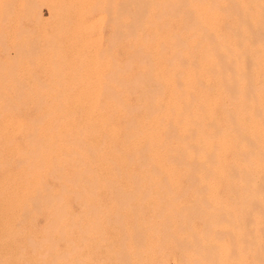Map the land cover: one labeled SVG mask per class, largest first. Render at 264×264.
Masks as SVG:
<instances>
[{
    "label": "rangeland",
    "instance_id": "1",
    "mask_svg": "<svg viewBox=\"0 0 264 264\" xmlns=\"http://www.w3.org/2000/svg\"><path fill=\"white\" fill-rule=\"evenodd\" d=\"M11 1L6 2L8 6L11 5L4 10V14H1L3 17L0 15V61L3 66L0 70V94L2 91L4 96V99L0 98V100L7 101L8 108L11 106V110L7 108L6 113L25 119L26 122L32 119L35 121L36 118H40L39 121L43 122L46 120L45 117L43 120L40 117L44 109L43 103L47 105L48 101H61L67 107L63 109L62 105L61 109L68 110L71 106L75 108L77 101L83 98L80 95V84L83 83L85 73L80 63L83 57L80 46L85 39H80L79 33L75 34L78 21L74 15L68 20L67 18L61 20L56 14L51 15L50 3L56 4L60 0H31L30 7L29 5L23 7L22 3L19 4V0L18 2L13 0L14 3ZM189 1L194 0L187 2ZM159 2L157 0L153 5L147 6V15L150 11V15L154 13L147 18L156 17L158 10L156 4L159 5ZM169 6H161L162 8L159 9L161 15L158 14L161 20L158 18L157 20L165 22L172 20L173 17L175 21L179 19L178 24L173 21L175 26L172 24L173 26L170 27V23H173L171 20L170 23L168 21L164 23L166 25L164 26L166 29L170 27L171 30L173 27L172 31L182 33L181 37L185 35L184 43L190 44L189 47L182 45L186 48L182 49L184 51H181V58L176 59L180 66L178 83H176L177 178L175 188L172 186L173 189L170 187L172 183L167 181L171 196L166 191L163 197L169 194L170 198L167 196L165 199L170 202L164 199L166 204L163 201L160 203L161 206L165 205V209L163 206L160 210L152 209L149 199L157 195L152 187L150 188L154 196L150 192L148 197L140 199L139 194L134 191L132 194L137 196L128 197L130 202L136 201L141 207L143 203L147 206L149 202V208L144 205V208L139 207L141 209L134 208V210H129L126 206L121 210L119 208L121 206L118 207L117 197L116 199L112 197L111 192L107 190L106 195L103 190L101 191L103 194L59 193L60 195L57 194L58 192L25 194L11 190L0 191V264H239L241 253L238 251L245 245L244 242L243 245L240 242L243 238L240 236L241 233L245 230L264 229V49H250L251 51L232 49L222 53L220 50H217V53L212 50H201L199 47L194 50V43L192 42L193 45L190 43L193 41V37L190 36L192 28L187 26L184 27L185 30L182 24V17L185 16L186 11L189 12V8L178 9L179 13L172 11L178 13L176 17L175 13L174 15L170 13V8L167 9ZM217 10L223 18L225 14L223 9L218 7ZM163 14L168 15V19ZM236 16L232 15L234 19L230 16L226 17H230V21L234 20L233 23L236 24ZM147 18L140 20L139 27H143V32L141 28L136 27L134 30L137 31L136 35L133 31L135 36L131 37L133 40L137 36L139 38H136L137 42L142 41V45L148 42L149 48L152 45L155 47L151 48H156L158 37L165 35L163 34L165 31H162L165 28L164 26L162 30L156 28L155 31L152 25L154 33L151 27L148 28L150 25L142 26L143 23L148 22ZM225 18L222 22L226 21ZM108 21L110 22L109 19ZM108 21L102 24L104 26L100 24L98 27L96 24L91 28L90 33L93 38L102 36L104 44L113 47L111 52L118 53L120 61H125V54L121 51L124 49L125 37L114 38L111 34L112 22L110 24ZM222 22L220 23L222 25H217L224 32L225 27L223 28ZM145 29L147 30L144 31ZM157 31L160 33L158 34ZM144 33L147 35V38H144L148 40L144 41V38L140 40ZM50 35L52 40L49 38ZM152 35L155 36L153 38L156 44L153 43ZM108 38L110 41L108 40L107 43ZM110 42L118 45L113 44L114 47L109 44ZM180 45L177 47L181 48ZM162 47L166 48L165 44ZM152 56L151 54L150 58L155 57ZM150 58L148 57L151 61H148L150 67L155 66V58L153 60ZM143 60L141 63H145L144 66L148 65V62H145L147 60ZM141 63L136 59L133 67L130 65L129 70L127 69L131 74L125 71L124 76L129 77L128 80L135 79L136 77L133 76L141 73ZM169 64L167 70L171 67ZM168 87L165 84L164 90L159 92L158 98L163 99L164 102L168 100ZM155 92L158 94V91ZM135 95L137 93L129 96V98L134 97L129 99L132 105L134 101L136 105L140 103ZM64 100L68 101L67 104L71 103V106L65 104ZM4 102L2 104H5ZM14 103L20 106L14 107ZM38 104L42 109L38 108ZM137 106L133 107L136 109ZM74 108L72 110L77 107ZM134 108L133 112L137 113L136 116L143 111L139 108L134 111ZM37 115L39 117H36ZM116 117L113 116L115 119ZM59 121L62 122L63 119L59 118ZM124 122L122 120V123ZM42 124L44 125V122ZM39 125L36 126L40 127ZM4 138L5 136L0 137V159H2L0 188L4 182L14 184L16 181L8 179L5 169H9L13 176L21 174L23 168L21 165L25 163L20 162V171L18 162L16 163L17 157L15 160L14 157L18 148L23 150L27 148L22 135H16L12 142L7 143H4ZM68 149L72 148L68 145ZM25 150L24 152L27 151ZM13 162L15 165L12 164ZM70 165L72 164L66 163L71 170L75 168L74 165L71 167ZM64 166L54 172L57 174L59 170H64L62 174L66 173L69 168ZM135 169L138 172L142 168L137 166ZM71 170L69 169L68 172ZM141 171L145 172V169ZM54 172L52 175L49 173L51 177L48 174V178L44 177L46 178L44 180L52 186L48 187V185V188L57 190L59 177L55 178L56 181L55 179L49 181L56 175ZM74 172L76 174L75 169L68 176L71 178ZM232 174L234 177H231ZM119 178V182L114 183H121L123 179ZM141 181L146 180L135 183L124 180L123 185L132 188V185L139 184L141 187L143 185ZM72 184L74 183L70 186ZM171 190L174 193L170 192ZM115 202H118L117 207L120 210L115 206ZM112 204L114 207L111 208ZM235 247L237 249H234Z\"/></svg>",
    "mask_w": 264,
    "mask_h": 264
},
{
    "label": "bare ground",
    "instance_id": "2",
    "mask_svg": "<svg viewBox=\"0 0 264 264\" xmlns=\"http://www.w3.org/2000/svg\"><path fill=\"white\" fill-rule=\"evenodd\" d=\"M9 1L10 0H0V15L4 14V10H6L7 7L11 5H7L8 3H10ZM16 1L18 2V0ZM30 1L31 0H19V4L22 3V5H24L23 7H27V5L30 4ZM152 1L154 0H60V2H57L56 4H54V2H52L53 4L50 3L51 15L56 14L58 15V18H61V20L62 18L63 20L64 18L65 20L66 18L68 20L70 19L69 17L71 15H74L76 17L78 26H75L77 27V31L74 30V32L76 31L75 34L79 33L78 36L80 39H85V41L82 43V46H80L82 47L81 52L83 54L80 63H82V68L84 67L85 73V77L83 76V83L80 84V95L83 98L77 101V103L74 105L75 108L77 107L76 109L70 105V102V104H67L68 101L64 100V103L66 102L65 104L71 106V109L69 107L68 110L65 109L66 111L61 109V106L63 105L61 101H48L46 102L48 103L47 105H44L43 103L42 105L44 109L42 110V114L40 116L41 111H39L40 113L38 112V114L42 118V120L45 117L44 119L46 120L43 121L44 125L42 124L43 122L39 121L41 120L40 118H36L37 121H34L32 119L27 120L26 122L24 121L25 119L16 117L11 113H6L8 108V104L6 103L7 101H3L6 104L5 105L2 104L3 102L2 100H0L2 102L0 103V118L2 117L0 119V137L5 136L4 143H7L12 142L16 135H22V138L24 139V145L27 147V151L24 149L26 152H24L23 149L18 148L16 150L17 152L15 153L17 156L15 155L14 157V160L17 157L16 163L18 162V167H20L23 162L25 163V166L21 165V167H23V173L20 172V167L19 172L22 175L20 174L19 176H15L14 174L13 176V173L11 174V171L9 169H5L8 179H15L16 181H13L14 184L4 182L3 186H1L0 188L1 192H7L11 190L15 192H22L25 194H48L49 192L52 194V192H58L57 194L104 193L106 195L108 194L106 193L107 190L108 192H111L112 197L114 196L115 199L117 197L116 200H118L119 205L118 202H115L114 204H116V207L117 205L118 207L121 206L119 208L123 210V206L124 209L126 206L129 210H134V208L138 209L139 207H141L140 203L138 204V202L136 203V201L130 202L131 200L129 201L128 197L130 195H136L132 194L135 191V193L139 194V196L141 197L140 199H143L142 197H148V194L150 192L152 193L153 189L157 192V195L154 196V194L152 193V196L154 197L150 196L151 198H148L150 200L152 209L155 210L157 208L160 210L162 206H165L164 204H166V202L164 201L168 200H166L165 198L167 196L168 198H170L171 196V194L169 193V184L167 185V181L172 183L170 187L173 189L172 186H174L175 180L177 178L175 168V164L177 162L176 158L178 156L175 139V133L177 131L178 98L176 83H178L177 75L179 73L180 66L176 59L181 58V51H184L182 49L186 48L183 46L189 47L190 44L186 45V42L184 43L185 35L184 37L182 36V38V33H175L174 31H172L173 27L172 30L170 29V27L175 24L173 22L175 21L174 17V20L169 19L173 23H170L169 20H166L165 22H159V20H161L159 19L160 16L158 17V14H160L159 9L171 5L172 7L169 6L167 7V9L170 8L171 12H169L173 13L172 11L178 12L180 8L183 7L189 8V12L186 11L188 8L184 10L186 11V13H184L185 16L182 17V24L183 28H187V26H190L189 28H192V31L190 30V36L191 38L193 37V41H191L190 43L191 45H193L192 42L194 43V50L197 49L196 47L201 48V50H220L221 53L222 51L225 52V50L227 51L232 49L260 50L264 49V0H194L189 2H187L188 0H158L160 2L159 5L156 4V8H158V10H156V17L153 16L151 18L150 16L154 15V13L150 15L149 13L151 11L149 10L150 12L148 13V15L150 16L149 18H147V6H149V4L153 5L155 2H157V0L154 3ZM183 1L187 2V4ZM11 2L14 3L13 0ZM32 7L33 5H31V8ZM153 7H155V5ZM218 7L223 9L222 11L225 12V14H223V18L222 14H220V9L217 10ZM31 8L30 10L34 9ZM165 10L164 12H166ZM32 13L34 14L33 10ZM144 13L146 17L144 16ZM178 13H175V16L178 15ZM232 15L236 16V24L233 23L234 20L233 22L230 21L231 18L234 19ZM1 16L3 17V15ZM165 16L167 18L168 15ZM226 16H230L231 18ZM126 17L127 20H125ZM139 17L143 18L140 19ZM145 18L148 19V22H146L147 24L143 23L142 26L144 24L146 25V27L147 25H150L148 26L149 28L153 25V27L155 28L153 29L155 31L156 28H158V30H162V27L166 24L167 21L171 24L167 29L165 27L166 25L164 26L165 30L163 29L162 31H165L163 33L165 35H163L162 37H158L157 44L154 42V30L151 27V30H153V43L157 45L156 48H151L152 46L155 47V45H152L149 48L148 45L150 44L148 42V44H144L143 42L144 45H147V47L149 48L148 49L146 46L142 45V41L141 43L140 41L137 42V39H139L137 38V36L132 40L131 36H135L137 32H135L134 30L136 29V27L141 26L140 20L142 21ZM157 18L159 20H157ZM178 18L180 17L178 16ZM224 18L226 19V21L222 22ZM108 19L110 20V22H112L111 26L113 30H111V34L114 36V38H120L121 36L122 38L123 36L125 37V39L123 38L124 45L122 44L124 46V49L121 50L123 51L122 53L125 54V61H123L122 59V61H120V56L118 53L114 54L115 52H111V50L113 49L111 45L118 42L114 41V43L112 44L111 42L113 41H111L109 43L111 44V47H109L108 45L106 46L104 44L102 36L93 38L92 33H90L93 26H96L97 24V26L99 27L100 24L102 25L103 23H105V21H108ZM177 21H179V19L175 22L177 24L180 23ZM227 21H229V23H227ZM57 22L59 23V21ZM221 22L223 23V28L225 27L224 32L226 31L225 33L226 35L228 34V36H226L223 30H221L222 28L220 29V27L217 25H222L220 24ZM230 22H232V24H230ZM62 23L60 25H62ZM168 23L167 25H169ZM224 23L225 25H229L225 26ZM106 24L108 23L106 22ZM139 28H141L143 32V27ZM147 29H145L144 31H146ZM137 30L139 29L137 28ZM133 31L135 32V35H133ZM181 31L182 30H180V32ZM159 33L160 32H158V34ZM51 35L49 36L50 39L52 38ZM138 35H140L139 32ZM142 36L143 37H140V40L144 37L147 38V35H145V33L142 34ZM146 38H144V41L148 40ZM72 39L74 41V44H76L74 38ZM151 39L149 41H151ZM108 40L110 41V38L107 39V43ZM190 40L191 39H189V41ZM49 41L47 42L48 44ZM189 41L187 40V42ZM153 43L151 42V44ZM164 44L166 48L162 47ZM179 45L180 47L182 45L183 46L181 48H178ZM190 48L192 49V46H190ZM79 51L80 49H78V52ZM151 54L155 56L152 57L156 60L155 66L152 67H150L149 62L151 61H149L148 59V57H151ZM153 58H150V60H153ZM136 59L139 60L140 63L141 61H144L143 59L147 60L145 62L149 61L147 63L149 66H144L143 64L145 63H141L142 68L140 67L141 65L138 66L139 68H141V73L139 72L140 76L137 75V78V76L133 73L135 75L133 77L136 78L128 80V76L130 75L128 74V78H126L124 76V72L127 71L128 68H130V65H132L133 67V64L136 63ZM182 62H184V60ZM168 64L171 65V67L167 70ZM1 66L2 63L0 61V70L1 68H3V66ZM165 84L169 86V94L168 100L164 102L163 99L160 100L158 97L159 92L162 91ZM155 91H158V94ZM133 93H137V95H135V98L137 96V100L140 101V103L137 104L138 106L136 105L135 101V105L134 103L132 105V101L129 100L131 97H133L131 96L129 98L130 94ZM2 94L3 92L1 91V99L4 97ZM58 95L59 94H56V96ZM17 105L20 106L16 103L14 107H18ZM40 105L38 108H41ZM140 105L142 107H140ZM133 106H137L139 110H143L142 112L138 113L139 116H136L137 113L133 112ZM10 107L8 108V110H11ZM72 107L75 110H72ZM64 108L67 107L64 106L63 109ZM138 108H134V111H137ZM184 109L186 108L184 107ZM188 109H190V107ZM39 116L37 115L36 117ZM113 116H117L116 119L118 118V121L113 118ZM59 118L60 120L63 119L64 124H62L63 121H59ZM112 119H115L116 121H113ZM122 120L125 122L122 123ZM38 121L41 123H39ZM37 124H40V127H37ZM68 145L72 149L69 150ZM1 162L2 159H0V164ZM66 163L75 166L74 169L76 170V174L74 172L71 178L68 175L74 169L71 170V168L66 166ZM12 164L15 165V162H13ZM62 165L64 167H68L71 171L68 172L69 169L64 168L65 170H68L66 171V173L68 172L67 174H62L64 170H62L63 172L59 170V173L56 174L54 171L57 172L58 169H62ZM72 165H70V167ZM137 166L142 169L144 168L145 172H142V169L137 172L135 169V167ZM52 172L56 174H53L56 177L52 176L53 179L48 180L51 182V180L59 177L57 180V190L48 188L52 186H50V183L47 184V182H45L47 180H44L48 178L47 176L49 173H51L52 175ZM74 174L75 177L73 178ZM51 175L49 174L50 177ZM76 175L79 176L76 177ZM233 175L234 174L230 176L234 177ZM119 177H122L121 179H123L121 180L122 185L121 183L116 184L119 182ZM124 180L134 183L140 182V180H146L148 182L150 181V184H148L147 182L146 187H144L146 181H141L144 186L141 185V187H139V184H137L138 186L135 184V186L132 185V188H130L131 186L126 187V185L124 187ZM54 181H56V179ZM67 181H69V183ZM70 182L74 184L70 186ZM78 182L82 183L78 185L76 184ZM147 187H149V189ZM150 187H152V189ZM166 191L170 194V196L168 194L165 198H163L166 194L164 192ZM170 192H172V190ZM108 196L110 197L111 195L109 194ZM161 201L164 202L162 206L160 203ZM145 202L147 203L148 201ZM168 202L170 201L168 200ZM142 203L143 202H141V204ZM148 203L147 206L145 205V203H143V207L141 208H144V205L146 206V208H149ZM112 205H110L111 208L114 207V205ZM117 219L118 218H116V220ZM240 236L243 237V241L242 239L240 241L241 244L244 242L245 245L241 247L240 251L237 250L241 253L239 264H264V229L261 231L245 230L241 233ZM241 244L238 245L240 246ZM236 247L234 249H237ZM234 249L233 251H235Z\"/></svg>",
    "mask_w": 264,
    "mask_h": 264
}]
</instances>
